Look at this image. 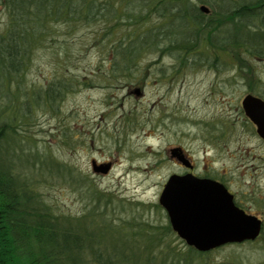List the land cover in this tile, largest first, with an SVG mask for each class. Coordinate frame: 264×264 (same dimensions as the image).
Wrapping results in <instances>:
<instances>
[{
  "label": "rangeland",
  "instance_id": "obj_1",
  "mask_svg": "<svg viewBox=\"0 0 264 264\" xmlns=\"http://www.w3.org/2000/svg\"><path fill=\"white\" fill-rule=\"evenodd\" d=\"M5 22L0 7V32ZM162 23L156 14L151 15L134 35L151 27L160 28ZM99 28L100 24L79 25L76 30L66 32L64 25L57 24L55 43L48 40L43 47L35 48L28 64L0 95V118L11 126L14 153L33 154L28 156V167L23 171L40 178L37 191L59 213L78 216L93 205L88 194L73 189L75 186L46 172L40 174V164L34 159L36 153L75 167L84 187L108 193L111 201L102 210L111 227L121 226L128 233L134 223L167 224L166 212L158 198L168 176L179 172L169 158L170 147L179 146L197 163L212 165L208 170L219 173L244 209L261 217L264 224V143L243 126L239 111L247 92L253 90L264 97V57L241 53L245 60L240 67L232 49H215L218 67L215 71L192 62L181 65L174 53L162 58L148 48L142 50L135 72L127 78L121 73L112 74L109 49L95 45ZM224 28H218L220 38ZM125 31L124 27L117 29V38ZM196 56L192 60H197ZM152 60L157 61L154 78L150 77L152 71L148 73ZM159 67L167 71L168 77L155 82ZM57 79L69 81L71 87L53 104V109L38 100L32 101L34 92L47 89ZM136 86L143 87L142 95L133 92ZM226 98L234 101L233 138L230 137L233 141L227 147L221 143L204 144L202 127L197 123L222 116V112L227 114ZM65 136L69 138V146L63 143ZM92 159L99 164L109 163V170L95 173ZM16 162L24 164V155ZM170 244L177 250L185 248L180 238ZM231 256L248 264H264V233L253 242L223 246L213 251L209 260L215 263Z\"/></svg>",
  "mask_w": 264,
  "mask_h": 264
},
{
  "label": "trees",
  "instance_id": "obj_2",
  "mask_svg": "<svg viewBox=\"0 0 264 264\" xmlns=\"http://www.w3.org/2000/svg\"><path fill=\"white\" fill-rule=\"evenodd\" d=\"M164 1L171 4L159 3ZM188 1L207 4L215 12L206 17ZM0 7L6 17L0 32V95L28 64L35 48L48 40L55 43L57 24L64 25L66 32L79 25L100 24L94 43L109 49L112 74L127 78L135 72L142 50L157 48L163 33H169L172 50H184L174 51L178 60L188 59L191 50L200 47L203 34L215 31L218 33L210 44L220 43L215 45L220 51L232 49L240 67L245 60L241 53L264 57V0H0ZM155 14L168 30L155 27L152 31L151 27L134 35ZM220 26L226 27L221 38ZM123 27L125 33L117 38L116 30ZM68 82H51L47 89L34 92L32 101L53 109L62 93L70 89ZM10 129L0 118V264H248L237 256L215 263L209 260L219 248L202 253L185 245L184 250H177L170 243L179 238L169 222L134 223L128 233L121 226L111 227L102 210L111 201L108 193L84 187L75 167L36 153L40 174L46 172L75 186L73 189L88 194L93 202L90 210L78 216L59 213L37 191L40 178L35 179L29 168L32 175L24 174L28 156L33 154L14 153ZM63 143L70 145L67 136ZM22 154L24 164L16 162ZM262 233L263 223L259 235Z\"/></svg>",
  "mask_w": 264,
  "mask_h": 264
},
{
  "label": "water",
  "instance_id": "obj_3",
  "mask_svg": "<svg viewBox=\"0 0 264 264\" xmlns=\"http://www.w3.org/2000/svg\"><path fill=\"white\" fill-rule=\"evenodd\" d=\"M200 9L207 11L204 5ZM134 93L139 94V90L135 89ZM242 105L257 134L264 140V100L249 94L242 99ZM171 151L189 166L178 152L180 148ZM91 164L95 173H106L110 168L109 163L92 161ZM158 203L177 235L200 252L254 240L261 230V220L236 206L233 196L221 183L190 173L172 174L162 188Z\"/></svg>",
  "mask_w": 264,
  "mask_h": 264
},
{
  "label": "flooded vegetation",
  "instance_id": "obj_4",
  "mask_svg": "<svg viewBox=\"0 0 264 264\" xmlns=\"http://www.w3.org/2000/svg\"><path fill=\"white\" fill-rule=\"evenodd\" d=\"M159 3H163V4H171L170 1H164V2H159ZM176 3V2H175ZM187 3V2H186ZM189 4H193L194 6H196L199 10V5H202L204 3H200L198 1H188ZM211 3H216V1H212ZM207 8V11L206 12H203L201 11L202 13H204V15H206V17L208 15H210L211 13H214L215 10L210 8L207 4H204ZM167 25L165 22H163L161 25H160V29L161 30H168L167 28ZM155 27H152V29L154 30ZM216 32V31H215ZM153 37V35L151 36ZM215 39L216 38V34L213 32L211 33H208L206 32L205 34H203L202 38H201V42H200V47L197 48V49H193L191 50V52L189 53V56H188V59H181V60H178L177 58H175V60L180 64L181 62H183L184 60H186V63L185 64H182L181 65H186L189 64L190 62L193 63H196L195 65L197 64H200V66L202 67H205L207 69H214L215 71L218 70V67H217V60H216V55H215V49H217V47H215V44H210L212 42V39ZM161 40L159 41V45L157 48H151L152 51V54H156L158 55L159 57H167L171 54L174 53V51H184V50H181V49H177V50H172L169 46V33L165 34L163 33L162 35V38H160ZM214 42V41H213ZM212 42V43H213ZM153 45L154 42H152ZM203 46H206L205 48H203ZM176 53V52H175ZM197 54L198 56L194 57L196 58L197 60H192L193 58V55ZM175 55V54H174ZM192 60V61H191ZM154 63L150 64L149 65V68H148V73H150V77L153 75V78L155 77L154 76V68H155V65L157 61L155 60H152ZM189 62V63H188ZM198 62V63H197ZM190 64V66H194ZM158 70V78L154 79L155 82H161V81H164L168 75H167V71H165V69L162 67H159ZM149 75V74H148ZM169 81V79H168ZM126 87H128V85H126ZM135 89H138L139 90V94H137L138 96L142 95V89L143 87H139V86H136L134 89H133V92ZM129 93H132V90L130 89V92ZM216 93V92H215ZM247 94H250V95H253L255 97H258L260 98L261 100H264V97L263 95H259L258 93L256 92H253V90H251V92H247L245 95ZM227 95H228V92H227ZM244 95V96H245ZM243 96V97H244ZM228 97V96H226ZM242 97V99H243ZM242 99L240 101V113L242 115V119L244 120L245 123H243V126H246L248 127L254 134L257 135L256 133V128H255V125L252 121H250V119L246 116L245 114V111H244V106L242 105ZM226 113L227 114H224V112L220 113L222 116H218L216 117L215 119H211L209 121H206V122H203V121H199L197 123V125H199V127H202V130H201V135H203V137H205L203 140H204V144L206 143H209V144H213V143H221V146L223 147H227V144L229 143V141H233V139L231 140L230 137L233 138V128H234V117L235 116V111H234V108H233V103L234 101L233 100H228L226 98ZM154 104V103H153ZM229 104L230 107H229ZM166 112V111H165ZM162 116L164 117H167L165 114H162ZM225 116V117H224ZM258 136V135H257ZM259 137V136H258ZM259 139L261 141H263L264 143V140L261 139L259 137ZM173 148H180V151H178L183 157H184V160L187 162V164H189V166H186L184 165L177 157V155L175 153H172L171 149ZM206 152V151H204ZM169 158L171 160H173L174 164L177 165V167L179 168L177 173H173V174H178V175H183V174H187V173H190V174H193L194 176H197V177H201V178H208V179H212V180H215L221 184H223L225 186V188L228 190V192H230L233 196V200L234 202L236 203V205L239 207V208H242L245 212H247L242 203L240 201H238L237 197H236V194L234 192H231L229 190V187H228V184L226 183V181L224 180V178L218 173L214 172V171H209L208 168H211L212 165H209L208 163H205L204 161L203 162H200V163H197L188 153L187 151L182 148V147H179V146H173V147H170L169 149ZM93 161V159H92ZM91 161V162H92ZM95 161V160H94ZM172 174H170L168 176V178L171 176ZM167 178V179H168ZM248 213V212H247ZM259 217V216H258ZM261 218V217H259ZM262 219V218H261Z\"/></svg>",
  "mask_w": 264,
  "mask_h": 264
}]
</instances>
